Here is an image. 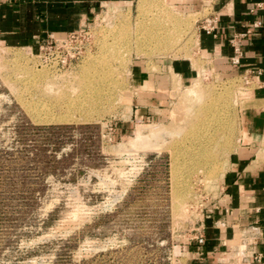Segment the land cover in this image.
<instances>
[{
  "label": "rangeland",
  "instance_id": "374dc122",
  "mask_svg": "<svg viewBox=\"0 0 264 264\" xmlns=\"http://www.w3.org/2000/svg\"><path fill=\"white\" fill-rule=\"evenodd\" d=\"M180 1L104 7L69 62L0 42V264H197L224 172L208 166L242 146L255 84L233 50L228 64L200 53V14ZM160 81L166 100L134 114ZM225 247L220 264L248 257L239 236Z\"/></svg>",
  "mask_w": 264,
  "mask_h": 264
},
{
  "label": "crops",
  "instance_id": "0c3cea01",
  "mask_svg": "<svg viewBox=\"0 0 264 264\" xmlns=\"http://www.w3.org/2000/svg\"><path fill=\"white\" fill-rule=\"evenodd\" d=\"M122 1L129 0H0V42L31 49L62 40L84 30L104 7ZM256 3L260 6L253 8ZM180 6L200 14L197 48L220 63H229L234 34L255 19L262 22L239 39L241 56L233 70L255 84L241 113L243 144L228 155L218 198L204 216L203 241L196 244L193 254L197 264H220L219 253L239 236L248 254L243 264H264V155L259 145L264 136V0H181ZM209 20L213 29L206 32L202 26ZM166 67L181 79L193 74L188 61L177 60ZM132 72L136 80L141 79L140 69L133 68ZM153 85L159 90L148 92V102L134 105L133 112L139 117L158 109L159 101L166 100L167 87L162 88V82Z\"/></svg>",
  "mask_w": 264,
  "mask_h": 264
},
{
  "label": "built area",
  "instance_id": "2783aa9c",
  "mask_svg": "<svg viewBox=\"0 0 264 264\" xmlns=\"http://www.w3.org/2000/svg\"><path fill=\"white\" fill-rule=\"evenodd\" d=\"M260 4L256 3L254 4L253 8L259 7ZM250 9V11H252V9ZM212 20H209L206 22L205 25L202 26V28L206 31V32H210L212 31L213 27H212ZM262 25V22L259 19H255L253 20L250 24H248L247 26L244 27L243 31L238 32L236 34H234L232 36V38L230 39V44L232 46V50H233V56L231 57V62L236 64L238 63L239 57L241 55V51H240V43L238 42L239 39L246 37L248 34H250L253 29L258 28ZM83 30L76 32V33H71L69 34L66 38L62 39V40H58V41H51V42H44L41 43L38 47V51L44 55H55L57 56V59L59 60L60 63H64L65 60L67 59V62H69V60L73 57L74 55V50H72L70 48L71 43L75 44V40L77 38L78 35L81 34ZM67 44V51L65 48V45ZM263 183H264V178H263ZM196 242L197 243H202L203 241V237L201 234H198L196 237Z\"/></svg>",
  "mask_w": 264,
  "mask_h": 264
},
{
  "label": "bare ground",
  "instance_id": "6f19581e",
  "mask_svg": "<svg viewBox=\"0 0 264 264\" xmlns=\"http://www.w3.org/2000/svg\"><path fill=\"white\" fill-rule=\"evenodd\" d=\"M203 165L208 166L209 164L205 163ZM208 169H210L208 171V175L209 176L211 175L210 177L219 175L222 171H224V168H222L220 165H211V166H208Z\"/></svg>",
  "mask_w": 264,
  "mask_h": 264
}]
</instances>
